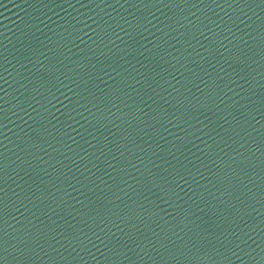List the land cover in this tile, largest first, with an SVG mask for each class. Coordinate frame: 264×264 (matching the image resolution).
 <instances>
[{
    "label": "water",
    "instance_id": "water-1",
    "mask_svg": "<svg viewBox=\"0 0 264 264\" xmlns=\"http://www.w3.org/2000/svg\"><path fill=\"white\" fill-rule=\"evenodd\" d=\"M0 264H264V0H0Z\"/></svg>",
    "mask_w": 264,
    "mask_h": 264
}]
</instances>
